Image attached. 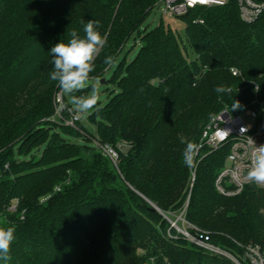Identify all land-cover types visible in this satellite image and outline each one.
<instances>
[{
  "label": "trees",
  "instance_id": "obj_1",
  "mask_svg": "<svg viewBox=\"0 0 264 264\" xmlns=\"http://www.w3.org/2000/svg\"><path fill=\"white\" fill-rule=\"evenodd\" d=\"M158 2L0 0V226H16L8 264H235L192 247L154 207L166 217L187 207L186 222L236 256L240 245L264 247V191L248 187L232 198L217 191L228 147L200 151L192 185L180 142L200 144L225 108L250 107L256 97L264 106V14L246 24L235 0L197 7L183 39L163 23L142 30ZM88 20L99 21L107 41L91 79H102L130 40L142 41L112 78L119 92L90 115L97 138L81 120L53 121L60 90L49 78L50 49L74 30L83 37ZM219 85L231 92H215ZM63 103L67 119L64 95ZM90 143L111 147L117 163Z\"/></svg>",
  "mask_w": 264,
  "mask_h": 264
},
{
  "label": "built area",
  "instance_id": "obj_2",
  "mask_svg": "<svg viewBox=\"0 0 264 264\" xmlns=\"http://www.w3.org/2000/svg\"><path fill=\"white\" fill-rule=\"evenodd\" d=\"M235 1L239 9L240 19L246 24H254L264 14V0ZM227 3L228 0H164V7L161 10L165 17L173 18L184 16L197 7L225 6ZM196 23L203 24L204 22L198 20ZM232 72L234 76H241L237 70H232ZM55 103L56 114L53 121H60L69 127H75L80 122V113L72 108L67 110L69 118H63L66 108L64 107L61 91L57 93ZM239 109L243 111L236 114ZM239 109L225 108L222 110L204 129L199 144V153L204 147L209 148L211 152L228 147L229 154L226 164L219 174L215 186L222 196L229 198L241 195L248 187L264 191V184L249 182L246 179L256 146L264 145V108L262 111L251 107ZM244 114L247 120L243 118ZM249 137L256 145L250 142ZM96 145L104 155L109 156L115 164L117 163L118 154L111 147L102 146L99 143H96ZM186 209L180 216V219L187 225L185 228L178 227L179 220L171 221V223L172 227L192 247L211 256L227 258L235 264H264L263 246L256 244L240 245L243 253L238 259L231 252L214 245L211 242L209 233L187 223L185 220Z\"/></svg>",
  "mask_w": 264,
  "mask_h": 264
},
{
  "label": "clouds",
  "instance_id": "obj_3",
  "mask_svg": "<svg viewBox=\"0 0 264 264\" xmlns=\"http://www.w3.org/2000/svg\"><path fill=\"white\" fill-rule=\"evenodd\" d=\"M99 26V21L88 20L83 28V37H80L77 31L74 30L69 34L70 39L67 43L61 40L49 51L52 56L51 63L54 65L49 78L57 82L61 93L68 97V105H71L72 109L82 114H88L100 98L99 89L95 84L89 83L90 73L95 70L94 61L107 42L105 37L98 31ZM104 62L112 63V57H107ZM87 88H91V92L87 96L75 95V93ZM214 91L217 93L231 92V88L219 85ZM237 107H239V102L234 101L232 108ZM249 140L255 144L250 137ZM180 142L185 145L182 153L184 165L189 169L195 168L198 163L197 156L200 145L184 136L180 137ZM246 179L249 182L264 184V145L256 146ZM15 232L16 226L14 224L0 226V261L3 264H8L12 258L10 251L16 239Z\"/></svg>",
  "mask_w": 264,
  "mask_h": 264
},
{
  "label": "rangeland",
  "instance_id": "obj_4",
  "mask_svg": "<svg viewBox=\"0 0 264 264\" xmlns=\"http://www.w3.org/2000/svg\"><path fill=\"white\" fill-rule=\"evenodd\" d=\"M163 7H164V0H159V2L155 5L151 15L149 16L147 22L142 27V30L150 32V31L154 30L155 28H157L161 23H163L165 26H169L172 29L176 30L180 34V36L184 39L185 28L187 27L185 22H187V19H189L188 16L186 17V15L188 13L186 15L180 16V17H173V18L165 17L162 13V10H161ZM184 17H186V18H184ZM141 47H142V41L141 40L138 42H134V39L130 40L127 43V45L125 46L121 55L118 57V59L106 70L102 79H100V80L90 79L89 83L95 84L96 87L99 89L100 98H99V101L96 104V106L88 114H82L80 112L79 113L81 115V123H82L84 130L87 132V134L91 135L93 138H97L98 133H97L96 123L90 119L91 113L95 112L100 107L106 106L107 103L110 101V99L115 95L114 92L115 91L119 92V88L117 85H115L112 82V78L116 74V72L118 71L121 64H124V63L129 64L136 58ZM58 92H56L55 98H56V95ZM90 92H91V89L89 90V93ZM65 98L68 101V97L65 96ZM55 105H56V103H55ZM250 107L251 108H257L260 111H262L264 108L262 102H259L257 97L250 104ZM243 118L245 120H247V117L245 114L243 115ZM56 120H58V119H56ZM54 132L61 134L62 137H64L66 140H68L70 142H74V143H77L80 145L84 144V140L81 137L77 138L75 135L63 132L60 128H58V130H55ZM87 144H89V143H87ZM90 144L92 146H96V143H94V144L90 143ZM117 147L120 151H123L124 153H128L130 148H131V145H130V143L122 142ZM99 151H101V150H99ZM196 168H197V166L192 169V176H191L192 185L196 179ZM180 216H181V213H175L174 212V213H171L168 218L172 222L179 220L178 227H180L182 229V228H185V226H187V225H186V223H184L180 219ZM169 223H171V222L169 221ZM239 256L240 255L237 256L238 259H240Z\"/></svg>",
  "mask_w": 264,
  "mask_h": 264
},
{
  "label": "water",
  "instance_id": "obj_5",
  "mask_svg": "<svg viewBox=\"0 0 264 264\" xmlns=\"http://www.w3.org/2000/svg\"><path fill=\"white\" fill-rule=\"evenodd\" d=\"M243 110L242 109H239V110H237L236 111V114H239V113H241ZM154 211H156V212H159L160 214H162L167 220H169L168 219V217H166L158 208H156V207H154ZM170 222H171V220H169Z\"/></svg>",
  "mask_w": 264,
  "mask_h": 264
}]
</instances>
